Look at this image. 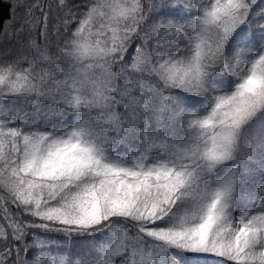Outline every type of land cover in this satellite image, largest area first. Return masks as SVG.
I'll return each mask as SVG.
<instances>
[{
	"label": "snow or ice",
	"instance_id": "1",
	"mask_svg": "<svg viewBox=\"0 0 264 264\" xmlns=\"http://www.w3.org/2000/svg\"><path fill=\"white\" fill-rule=\"evenodd\" d=\"M0 264H264V0H0Z\"/></svg>",
	"mask_w": 264,
	"mask_h": 264
},
{
	"label": "trees",
	"instance_id": "2",
	"mask_svg": "<svg viewBox=\"0 0 264 264\" xmlns=\"http://www.w3.org/2000/svg\"><path fill=\"white\" fill-rule=\"evenodd\" d=\"M0 8H2V11H3L4 14L6 15V13H7V4L4 3L3 5H0Z\"/></svg>",
	"mask_w": 264,
	"mask_h": 264
}]
</instances>
